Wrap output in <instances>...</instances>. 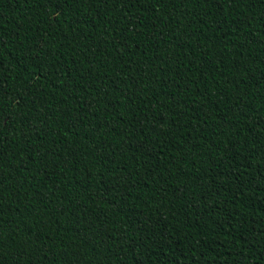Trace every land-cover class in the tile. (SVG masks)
<instances>
[{"label":"trees","instance_id":"1","mask_svg":"<svg viewBox=\"0 0 264 264\" xmlns=\"http://www.w3.org/2000/svg\"><path fill=\"white\" fill-rule=\"evenodd\" d=\"M0 264H264V0H0Z\"/></svg>","mask_w":264,"mask_h":264}]
</instances>
